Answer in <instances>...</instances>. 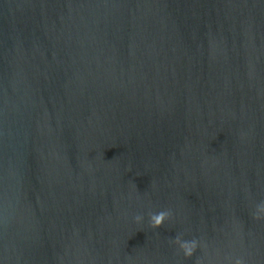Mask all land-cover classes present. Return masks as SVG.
<instances>
[{"label":"water","instance_id":"95a60500","mask_svg":"<svg viewBox=\"0 0 264 264\" xmlns=\"http://www.w3.org/2000/svg\"><path fill=\"white\" fill-rule=\"evenodd\" d=\"M261 204L264 0H0V264H264Z\"/></svg>","mask_w":264,"mask_h":264},{"label":"clouds","instance_id":"9594fccd","mask_svg":"<svg viewBox=\"0 0 264 264\" xmlns=\"http://www.w3.org/2000/svg\"><path fill=\"white\" fill-rule=\"evenodd\" d=\"M258 213H264V204H261L258 206ZM170 215L171 213L169 211H160L159 213L150 214L149 219H150L151 226L153 228L160 227L163 224V222L170 217ZM255 218L259 219L260 216L257 214ZM142 219L143 217L141 215H137L135 217V220L137 222L142 221ZM174 242L180 245V248L183 250L184 255L186 257H191L198 246L196 240L182 241L180 239V236H177ZM235 264H243V261L240 259H237Z\"/></svg>","mask_w":264,"mask_h":264}]
</instances>
